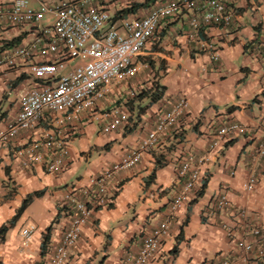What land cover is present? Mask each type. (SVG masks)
<instances>
[{
  "label": "crops",
  "instance_id": "obj_1",
  "mask_svg": "<svg viewBox=\"0 0 264 264\" xmlns=\"http://www.w3.org/2000/svg\"><path fill=\"white\" fill-rule=\"evenodd\" d=\"M15 1L0 0V6L8 10ZM28 1L34 8L40 2L47 4L46 0ZM49 1L55 5L62 0ZM131 1L108 0L105 9L115 16ZM165 1L137 0L135 3L146 2L147 7L131 18L143 17ZM234 12L230 26H204L199 37L190 40L189 23L197 13L184 9L166 19L154 40L134 59L137 75L113 84L96 109L73 123L57 124L56 116L47 114L17 137L0 141V228L18 214L25 199L41 194L5 235L0 264H48L70 221L69 210L59 207V202L139 145L154 129L158 116L180 98L189 100L186 117L139 165L117 175L112 203L94 213L67 264H122L127 252H136L144 236L165 219L183 185L180 163L190 154H208L202 181L191 201L177 213L151 264H260L255 254L245 255L237 247L220 220L228 227L242 220L264 225V156L257 153L264 137V0H240ZM33 37L30 26L0 20V57ZM213 53L219 54L218 62L211 60ZM39 85L30 78L26 62L19 60L14 68L0 67V132L18 114L21 90ZM161 87L165 88L163 98L153 101L151 90ZM122 114L130 118L124 128L104 135L99 118L105 115L106 123L107 118ZM230 122L246 126L249 133L227 138L221 152L212 151L210 144L217 130ZM52 128L61 131L69 148L63 171L48 174L46 163L54 156L51 151L44 152L45 163L24 168L19 151L30 148ZM162 156L166 165L155 172L156 159ZM253 175L259 184L249 191L245 186ZM226 185L231 205L241 214L208 216L205 210L214 209L216 197ZM32 228L27 239L23 232Z\"/></svg>",
  "mask_w": 264,
  "mask_h": 264
},
{
  "label": "built area",
  "instance_id": "obj_2",
  "mask_svg": "<svg viewBox=\"0 0 264 264\" xmlns=\"http://www.w3.org/2000/svg\"><path fill=\"white\" fill-rule=\"evenodd\" d=\"M107 1L62 0L53 7L40 2L36 9L28 0H16L8 10L0 6V20L6 18L17 27L30 26L34 32L33 39L27 44L0 57V67L4 64L14 68L19 60L26 62L30 78L40 83L37 87L21 90L18 114L0 132V141L17 137L20 132L41 122L47 114L55 115L57 124L78 121L83 114L105 101L113 84L124 83L137 75L139 69L134 59L154 40L166 19L175 17L184 9L195 11L197 14L190 20L187 35L190 40H196L204 26H230L235 17L234 6L240 0H167L156 5L147 15L121 20L119 25L114 21L115 16L105 9ZM49 14L55 20L46 25L44 20ZM219 59L218 53L211 55L213 62ZM188 108L187 98L178 99L166 113L158 116L154 129L119 162L92 178L87 186L67 192L59 207L69 210L70 221L48 264L69 262L71 251L79 244L94 213L112 203L117 175L139 165L144 155L180 124ZM102 116L99 121L103 124L101 132L104 135L124 128L130 119L128 114H122L107 118L105 123V115ZM248 133L249 129L238 122L226 123L217 130L210 149L221 152L225 139ZM45 151L54 153L46 163L48 174H60L69 148L61 131L55 128L46 130L27 150L19 151L24 168L31 169L45 163ZM257 153L264 156V137ZM207 155L184 156L179 167V180L183 185L168 207L165 219L144 236L136 252H127L122 264L152 263L168 237L177 213L191 201L201 183ZM258 184L259 178L253 175L245 187L252 191ZM228 190L229 187L224 186L216 197L214 209L205 210L208 216L241 214L231 205ZM220 220L227 235L236 240L237 247L245 255L255 254L260 264H264V225L242 220L236 226L228 227L223 219ZM33 232L34 228L25 230L23 235L30 239Z\"/></svg>",
  "mask_w": 264,
  "mask_h": 264
},
{
  "label": "trees",
  "instance_id": "obj_3",
  "mask_svg": "<svg viewBox=\"0 0 264 264\" xmlns=\"http://www.w3.org/2000/svg\"><path fill=\"white\" fill-rule=\"evenodd\" d=\"M145 7H147V3L145 2L144 4H137V3H131L127 8L125 9H122V10H119L117 11L115 17H114V21L117 22V21H121V20H126V19H129L135 15H137L142 9H144ZM15 40L14 41H11V43L9 44H14ZM9 44H7L9 46ZM159 91H154L151 90V93L152 94V98H153V101L154 100H160L163 98L164 96V93H165V88H157ZM159 92V93H158ZM165 157L162 156L160 158H157L156 159V168H155V172L157 171L158 168H162L164 167L166 164H165ZM41 194H33L31 196H29L27 199H25L22 207L20 208L18 214L8 223V224H5L4 226H2L0 228V245L2 244V241L5 237V235L16 225L19 217L22 215L25 207L31 202L33 201L35 198L39 197ZM53 227H49L47 229V232H46V236L44 238V244H43V249L45 250L49 241H50V235H51V231H52Z\"/></svg>",
  "mask_w": 264,
  "mask_h": 264
},
{
  "label": "rangeland",
  "instance_id": "obj_4",
  "mask_svg": "<svg viewBox=\"0 0 264 264\" xmlns=\"http://www.w3.org/2000/svg\"><path fill=\"white\" fill-rule=\"evenodd\" d=\"M46 2H47V5L50 7L55 6L54 4H51V1H49V0H46ZM38 7H39V5H38ZM35 8L37 9V7H35ZM54 20H55V17L53 15L49 14L45 17L44 22L47 25V24H52L54 22Z\"/></svg>",
  "mask_w": 264,
  "mask_h": 264
}]
</instances>
